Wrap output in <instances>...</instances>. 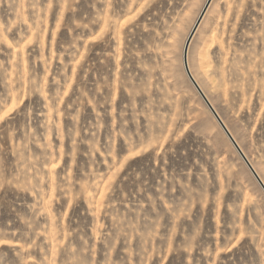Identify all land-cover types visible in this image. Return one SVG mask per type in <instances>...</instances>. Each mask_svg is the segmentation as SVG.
<instances>
[{"label": "rangeland", "instance_id": "374dc122", "mask_svg": "<svg viewBox=\"0 0 264 264\" xmlns=\"http://www.w3.org/2000/svg\"><path fill=\"white\" fill-rule=\"evenodd\" d=\"M208 2L0 0V264H264V0Z\"/></svg>", "mask_w": 264, "mask_h": 264}, {"label": "bare ground", "instance_id": "6f19581e", "mask_svg": "<svg viewBox=\"0 0 264 264\" xmlns=\"http://www.w3.org/2000/svg\"><path fill=\"white\" fill-rule=\"evenodd\" d=\"M209 3H210V2H209ZM204 5H205V4H204ZM203 7H204V6H203ZM201 17H202V16H201ZM197 21H198V20H197ZM197 21H196V22H197ZM200 22H201V21H200ZM194 23H195V22H194ZM195 24H196V23H195ZM193 26H194V25H193ZM191 29H192V28H191ZM191 29H190V31H191ZM196 29H197V27H196ZM192 32H193V31H192ZM194 32H196V31H194ZM192 34H193V33H192ZM194 35H195V34H193V36H194ZM193 36H192V39H193ZM188 37H189V35H188ZM186 39H187V37H186ZM187 40H189V38H188ZM190 41H192V40H190ZM188 68H189V66H188ZM190 70H191V69H190ZM190 70H189V71H190ZM187 74H188V73H187ZM192 76H193V74H192ZM192 76H191V77H192ZM193 77H194V76H193ZM193 79L195 80V77H194ZM191 81H192V79H191ZM196 81H197V80H196ZM198 84H199V83H198ZM194 86H195V85H194ZM198 86H199V85H198ZM200 87H201V86H200ZM195 88H196V87H195ZM201 89H202V88H201ZM202 90H203V89H202ZM203 92H204V91H203ZM202 94L205 95V93H201V95H202ZM207 99H208V98H207ZM207 99H206V100H207ZM204 100H205V99H204ZM209 102H210V101H209ZM206 103H207V102H206ZM211 104H212V103H211ZM209 105H210V104H209ZM212 105H213V104H212ZM213 107H214V106H213ZM211 109H215V107H214V108H211ZM215 110H216V109H215ZM215 110H214V111H215ZM216 113H217V112H216ZM217 115H218V114H217ZM223 122H224V121H223ZM225 125H226V124H225ZM224 128H225V127L223 126V129H224ZM227 128H228V127H227ZM225 130H226V128H225ZM225 130H224V131H225ZM228 132H229V131H228ZM230 133H231V132H229V134H230ZM226 134H227V132H226ZM229 134H228V135H229ZM231 134H232V133H231ZM232 136H233V135H232ZM228 137H229V136H228ZM233 137H234V136H233ZM233 137H232V138H233ZM234 139H235V137H234ZM234 139H233V140H234ZM235 141L237 142L236 139H235ZM232 143H234V142H232ZM235 144H236V143H235ZM238 145H239V144H238ZM239 146H240V145H239ZM240 149H241V147H240ZM239 151H240V150H239ZM243 153H245V152L243 151ZM245 155H246V154H245ZM247 158H248V157H247ZM248 159H249V158H248ZM249 161H250V160H249ZM250 162H251V161H250ZM250 162H249V163H250ZM251 164H252V163H251ZM248 165H250V164H248ZM252 166H253V168L251 167L252 170L254 171V173H255L257 176H259L258 178L261 179L260 181L263 182L262 185L264 186V181H263L262 177L260 176L258 170L254 167L253 164H252ZM249 171H251V169H250ZM251 173L254 175V173H253L252 171H251ZM255 179H256V177H255ZM257 182H258V181H257ZM258 183H259V182H258ZM259 185H260V184H259ZM261 187H262V186H261ZM263 188H264V187H263Z\"/></svg>", "mask_w": 264, "mask_h": 264}, {"label": "water", "instance_id": "95a60500", "mask_svg": "<svg viewBox=\"0 0 264 264\" xmlns=\"http://www.w3.org/2000/svg\"><path fill=\"white\" fill-rule=\"evenodd\" d=\"M210 2V0H209ZM209 2L207 4H209ZM208 5L205 6L204 10H203V14L206 11ZM188 46V45H187ZM187 50V47H186ZM192 82L194 83L195 87L199 90V92L201 93L202 91L200 90V88L198 87V85L196 84V82L192 79ZM251 171L254 173V171L252 170L251 166H250ZM254 176L256 177L257 181L259 182V184L262 186V189L264 190V186L262 185V181H260V178H258V176L254 173Z\"/></svg>", "mask_w": 264, "mask_h": 264}]
</instances>
